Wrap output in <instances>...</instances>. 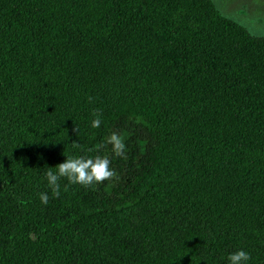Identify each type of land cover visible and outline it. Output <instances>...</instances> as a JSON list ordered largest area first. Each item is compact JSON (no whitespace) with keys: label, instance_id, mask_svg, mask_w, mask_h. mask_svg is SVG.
<instances>
[{"label":"trees","instance_id":"16d2710c","mask_svg":"<svg viewBox=\"0 0 264 264\" xmlns=\"http://www.w3.org/2000/svg\"><path fill=\"white\" fill-rule=\"evenodd\" d=\"M81 155L114 177L54 198L45 167ZM239 249L264 264V38L211 0H0V264Z\"/></svg>","mask_w":264,"mask_h":264},{"label":"clouds","instance_id":"9594fccd","mask_svg":"<svg viewBox=\"0 0 264 264\" xmlns=\"http://www.w3.org/2000/svg\"><path fill=\"white\" fill-rule=\"evenodd\" d=\"M101 125V118L99 114L91 120L90 126L93 129L99 128ZM106 145L111 146V152L117 157L125 156V145L123 137L115 132L111 133L105 141ZM105 144L98 145L97 151L103 148ZM47 170L44 172L46 186L50 190L51 195L59 197L61 194V179H65L69 184H78L81 186H91L99 184L103 181L110 180L114 177L115 173L110 167V160L107 155L95 156H69L63 160L62 163L55 167H45ZM55 171H52V169ZM68 184L64 185L65 190ZM39 200L41 204L46 205L49 201V194L47 192L39 193ZM227 264H249L251 257L250 254L239 249L227 253L225 257Z\"/></svg>","mask_w":264,"mask_h":264},{"label":"rangeland","instance_id":"374dc122","mask_svg":"<svg viewBox=\"0 0 264 264\" xmlns=\"http://www.w3.org/2000/svg\"><path fill=\"white\" fill-rule=\"evenodd\" d=\"M225 18L254 37L264 38V0H211Z\"/></svg>","mask_w":264,"mask_h":264}]
</instances>
